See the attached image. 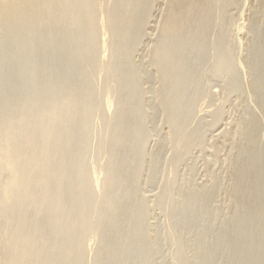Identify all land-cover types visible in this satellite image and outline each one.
Returning <instances> with one entry per match:
<instances>
[{
	"label": "rangeland",
	"instance_id": "obj_1",
	"mask_svg": "<svg viewBox=\"0 0 264 264\" xmlns=\"http://www.w3.org/2000/svg\"><path fill=\"white\" fill-rule=\"evenodd\" d=\"M44 1L48 12L26 19L4 21L0 9V133L64 138L53 139L54 166H44L59 171L46 183L65 194L69 213L30 223H46L60 249L79 248L68 252L73 264H264V227L238 224L235 187L251 138L264 161L248 62L252 44L264 43V0H180L187 16L173 34L166 26L178 0Z\"/></svg>",
	"mask_w": 264,
	"mask_h": 264
},
{
	"label": "bare ground",
	"instance_id": "obj_2",
	"mask_svg": "<svg viewBox=\"0 0 264 264\" xmlns=\"http://www.w3.org/2000/svg\"><path fill=\"white\" fill-rule=\"evenodd\" d=\"M46 1L52 2L53 0H46ZM43 2L45 3L44 0H0V9L5 11V12H2L3 15L0 12V16L2 15V18H3L4 15H5L4 13H6V14H9V17L12 16V15H13L12 17H15V15H16V17H21V18L26 19V16H21L20 14L21 13L23 14L24 12L27 13L29 16L30 15H34L36 13L39 14L42 11L41 7H44V5H42ZM49 2H46V4L49 3ZM59 3L60 2H58V4ZM58 4L55 1V5L58 6ZM84 4H85V1H84ZM187 4H185V5L187 6ZM181 6H182V3L180 2V0H178L174 4L173 9H172V6H171L172 13L170 11L171 16H169V19L167 21L168 23H167V26H166V31H167L168 34H173V33L177 32V29H179L180 25H182V23H183V20H184L183 15L187 16L186 15V11L187 10L185 11V14H184V11H182L183 14H182V12L181 13L179 12V10L181 11V8H182ZM48 7H49V4H48ZM49 8H45L44 7V10L45 9H49ZM51 10L53 11V9H51ZM54 10H55V8H54ZM45 11L48 12V10H45ZM190 12H192V11H190ZM193 12H194V10H193ZM188 13H189V11H188ZM77 15H81V14L78 13ZM126 16L128 18V15H126ZM5 17H7V15ZM5 17L3 18L4 21H8V18H6L7 19L6 20ZM90 17L91 16H88V18H90ZM17 19L19 20L20 18H16L15 20H17ZM10 20H11V17H10ZM46 22L48 24L50 23V21L49 22L45 21V23ZM54 23H56V22H54ZM10 24H12V23H9V25ZM123 24H125V23H123ZM38 26H39V24H38ZM38 26L36 27V29H38ZM14 27H16V26H14ZM68 27H70V26H68ZM74 28H78V27H74ZM30 30H31V27H30ZM46 30H47V28H46ZM181 30H182V26H181ZM72 31H73V29L71 30V32ZM39 32H41V31H39ZM83 36H85V35H83ZM166 36H168V35H166ZM28 37H29V34H28ZM23 41H25V40H23ZM255 41H256V39L254 41H252V42H255ZM258 42L259 41L257 40L254 43V45L252 44V49L250 51L251 55H250V59H249L248 62H249L250 70H251V73H252V78H253L252 81H253V84H254V87H255V90H256V92H255L256 100H257L258 105L260 106V109H261V112H262V118H263L262 119L263 120L262 123H264V43L260 44V42L259 43ZM161 48H163V46ZM176 49L174 48L173 50H176ZM180 52H181V50H180ZM172 55L173 54L171 53V56ZM112 67H114V66H112ZM135 77H136V75H135ZM174 79H175V76H174ZM251 86L253 87L252 84H251ZM170 96H171V94H170ZM69 104H70V101H69ZM71 104H72V102H71ZM254 117H256L255 114H254ZM57 118H58V116H57ZM5 120H7V119H5ZM59 120H61L60 117H59ZM259 124H261V122H259V119L255 123H252V121H251V124L249 123V125L246 126L247 128L245 127L246 130L244 131V129H243V131L247 135H248L249 132H252V134H254V132L256 133V130L257 131L259 130ZM40 131L35 133V134L36 135L37 134L41 135ZM246 131L247 132L249 131V132L247 133ZM3 132H4L3 134L0 133V264H59L60 263L59 261H61V263H62L63 260H65V264H71L72 263L71 258L73 259V254H74L73 252L78 250L79 248L76 249V250H73V248L66 249L67 247L65 249H60L61 244H63V242H62L63 239H61V240L58 239L59 238V236H58L57 240H60L59 242H62V243L60 244L57 241L58 244L56 245V243L54 242V239L52 240V239L49 238L50 234L49 235L47 234V233H50V231L46 232V228H45V227H47V226H45L46 223H41L40 221L37 222L43 228L39 227L38 224L35 225L36 224L35 220L40 219V217L44 216V214L45 215L48 214L47 217H48V219L50 221L51 218H49V214H53L54 210H56L55 212H56V214L59 217L63 216V214L67 211V207L64 206L65 203H63V198H62V197H64L65 194L63 193L64 195L61 196L60 193L58 192V190L55 189L56 188L55 184L53 186L51 185L54 182V180H53L52 183H49V184L46 183V178L49 176L50 172H52L50 174H53V175L55 174V176L58 177L57 173L59 171L56 173V168L55 167H53L52 168L53 171H51V169L49 167H46V166L48 164H49L48 166H54V159H56L55 158L56 157L55 156L56 153H54V152H56V150L53 151V153L55 155H53V154L51 155L52 151L50 152L51 148L54 149L56 147V146L53 145L54 144L53 139H54V141H56V140L58 141L63 136L60 137L61 136V133H60V136H59L60 138L59 139H55L54 138V134H52L51 132H48L45 129V132L42 134L43 135V139L42 140L40 139L42 141L41 143H43V144H41L40 140L37 139L38 135L35 136V134H32L34 136H31V135L27 136V134H26L27 133V129L23 128V127H22V129H20V130L18 129L17 131L13 130L11 128H8V129H6ZM63 133H65V132H63ZM73 133L74 132H69L70 135H69L68 138L72 139L73 138L72 137ZM65 134L66 135L64 137H67L68 136V132L65 133ZM42 135L40 136V138L42 137ZM251 136H253V135H251ZM35 137H36V140H35ZM249 137H248V139H250ZM254 137H255V135H254ZM251 139H252L251 143H249L251 145L249 146V144H248V149L246 151H244L245 153H243L244 154V160H242V159L239 160V162L237 164L238 167L236 166L237 167V171H236L237 172L236 173V186H235L236 187V191L238 189L239 193H243V195L240 196L241 198H239L238 201H237V207H240V209L242 208V210H243L242 212L243 213H242L241 217H238L239 221L237 219L236 220H237V222H239L238 223L239 225L240 224L243 225V223H245L246 221L249 222L252 225L253 224L256 225V222L259 221L258 225L260 227H264V220L262 218V216L264 215V202H263L264 200L262 198V195L264 194V161L263 160L258 161V159L256 157V155L258 153L255 150V144H256V141L258 139L257 140L253 139V138H251ZM38 140H39V144L41 145L40 146L38 144L39 147H38V145H36V143H38ZM63 140H64V138H62V141ZM50 141H52V145H50V148H49V144H51ZM65 144H66V146H68L66 141H65ZM69 144H70V142H69ZM66 146L64 145V149H63L65 151L67 150V148H65ZM62 147H63V145H62ZM258 147H260V146H258ZM245 148H244V150H245ZM57 149H59V148H57ZM257 150H258V148H257ZM60 151L61 150H59V152ZM242 151H243V148H242ZM48 155H49V157H46ZM61 155H62V157H66V156H68V153H67V155H65V154H62L60 152V156ZM52 156H53L54 159H51ZM60 156L58 157V159L62 158ZM68 157L66 158V163L68 162V164L70 165V163L73 162V161H72V159L70 157L68 159ZM45 158H46V160H45ZM48 158H50V162L48 161V164H47V159ZM44 160L46 161V163L43 164L42 161H44ZM63 160H64V158H63ZM51 163H53V164H51ZM44 165H46V166H44ZM73 165H74V162H73ZM69 167L72 168L73 166L70 165ZM48 168H49L50 171H48ZM59 168H60V166H59ZM70 168H68V169H70ZM61 169H63L62 166H61ZM1 172L4 173L3 175H5L6 173L8 174V175H5V177H6V178L4 177L5 180L3 179V175H2ZM53 175H50V176H53ZM64 176H65V180H66L67 179L66 175L64 174L63 178H64ZM54 179H56V178L54 177ZM48 181H49V179L47 180V182ZM58 181H60V179H58ZM65 183H64L65 186L68 185L67 183L66 184ZM61 185L63 186V183ZM69 185H70V183H69ZM65 186H63V187H65ZM69 187L72 188L71 186H69ZM70 188H68L69 192H70ZM53 190H54V192H52ZM51 192L52 193L56 192L57 194L59 193L58 195H60V196L56 195V193L53 196H51L52 195ZM66 192H67L66 194H67L69 199H70L69 194H72L71 197L73 198L74 192H73L72 189H71L70 193H68V191H66ZM50 193H51V195H50ZM75 193H77V191ZM81 193H82V191H81ZM86 201L83 202V203H85V205H84L85 207L82 210H87L90 207L89 204H86ZM66 202H67V199H66ZM79 202H80V199H79ZM90 202H91V199H90ZM92 203L93 202H91V204ZM62 204H63V207H65V208H63L61 206ZM73 206H74V203H73ZM87 206H89V207H87ZM60 207H61V209H59ZM50 211H52V212L50 213ZM67 212L69 213V211H67ZM71 212L72 211L70 210V214H73ZM77 212H78V210H77ZM86 213H88V212H86ZM57 215L56 216L52 215V216L56 218ZM93 215H95V217H96V212ZM99 215H100V213H99ZM72 216H71V218H72ZM74 217H76V216H74ZM97 218L99 219L100 217L97 215L96 219ZM63 219L65 221L66 218L63 217ZM45 220H46V218H45ZM45 220H43V221H45ZM70 220L73 221V219H70ZM75 220H77V219L75 218ZM83 220H85V218ZM88 220H89V218H88ZM236 220H234V221L236 222ZM31 221H33L35 224L33 222L30 223ZM52 221H53V219H52ZM94 222H95V220H94ZM29 223L32 226L31 228L29 227ZM57 223H55L54 227L50 226L53 234H57L61 230L60 228L62 227V224H60V226L59 225L57 226L56 225ZM85 224H86V222H85ZM88 225H92V224H90V222H88ZM68 226H69V224L67 225V227ZM58 227H60V228H58ZM74 228H76V227H74ZM47 229H49V227ZM87 231H88V228H87ZM46 234L48 235L47 236V238L49 239V240L47 239L48 242L51 243L50 241L52 240L54 246L52 245V243L50 244L51 247H47L46 246V244L48 243L47 240H46V237L44 236ZM62 235L64 236V234H62ZM62 235H61V237H63ZM71 235H72L71 232H69L68 237H70ZM74 235H75V232H74ZM91 235H92V233H91ZM71 238H72V236H71ZM45 240H46V242H45ZM65 241H68V240H65ZM81 242H82V240H81ZM83 243H84V241H83ZM75 246H77V245H75ZM248 246H249V244H248ZM250 250H251V248H250ZM70 251H73L72 252L73 254L71 255V258H69L70 255H68V252H70ZM46 253H48V254L50 253L49 257H47ZM106 253H108V252H106ZM44 256H46V257L44 258ZM86 259H87V257H86ZM99 260H100V258H99ZM102 262H104V261H102ZM85 264H87V263H85ZM206 264H208V263H206Z\"/></svg>",
	"mask_w": 264,
	"mask_h": 264
}]
</instances>
